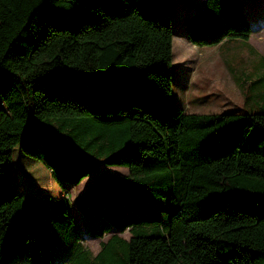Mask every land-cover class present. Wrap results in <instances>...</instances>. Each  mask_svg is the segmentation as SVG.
I'll use <instances>...</instances> for the list:
<instances>
[{
	"label": "trees",
	"instance_id": "16d2710c",
	"mask_svg": "<svg viewBox=\"0 0 264 264\" xmlns=\"http://www.w3.org/2000/svg\"><path fill=\"white\" fill-rule=\"evenodd\" d=\"M185 26L255 31L239 0ZM173 41V0H0V264H264V109L176 106ZM101 164L129 175L75 198L93 257L67 190Z\"/></svg>",
	"mask_w": 264,
	"mask_h": 264
},
{
	"label": "rangeland",
	"instance_id": "374dc122",
	"mask_svg": "<svg viewBox=\"0 0 264 264\" xmlns=\"http://www.w3.org/2000/svg\"><path fill=\"white\" fill-rule=\"evenodd\" d=\"M206 0H173V103L188 114L210 115L241 110L260 111V95L264 94V30L252 35L247 42H230L215 47L200 48L189 43L185 17L203 7ZM253 28L264 27V0H239ZM256 81L255 85H240L243 79ZM247 79H245L247 81ZM124 178L127 167L100 165L80 186L68 187V200L77 219L74 234L80 235L82 247L93 257L109 236L102 239L86 235L83 218L75 198L87 189L101 173ZM87 180V181H86ZM120 237L127 240L130 234ZM56 251V249H55ZM63 258L70 255L63 254Z\"/></svg>",
	"mask_w": 264,
	"mask_h": 264
},
{
	"label": "crops",
	"instance_id": "0c3cea01",
	"mask_svg": "<svg viewBox=\"0 0 264 264\" xmlns=\"http://www.w3.org/2000/svg\"><path fill=\"white\" fill-rule=\"evenodd\" d=\"M206 2V1H205ZM205 5V4H204ZM204 5H203V7H200V8H198L199 9V11H201V10H203V8H204ZM264 30V27H261V28H258V29H256L255 28V31H254V33L252 34V35H255V34H257V33H259V32H261V31H263ZM257 32V33H256ZM251 35V36H252ZM250 36V37H251ZM250 39V38H249ZM237 41H241V42H247V41H249V40H225V41H223L222 43H220L219 45H217V46H220V45H222V44H226V43H230V42H237ZM245 79H247V78H245ZM245 79H243L242 80V82L240 83V85H244V83L245 84H251L252 82V84L253 85H255V83H256V81H248V79H247V81L245 80ZM261 99H260V102H259V107H260V110H263L264 109V94H262V95H260L259 96ZM182 109H183V107H181ZM235 111H237V112H241V113H248V112H243V111H241V110H234L233 112H235ZM227 113H229V112H227ZM192 114H195V113H192ZM129 171V170H128ZM87 180H89L88 178H86ZM86 180V181H87ZM84 183V182H83ZM80 186V185H79ZM86 190V189H85ZM84 190V191H85ZM83 191V192H84Z\"/></svg>",
	"mask_w": 264,
	"mask_h": 264
}]
</instances>
